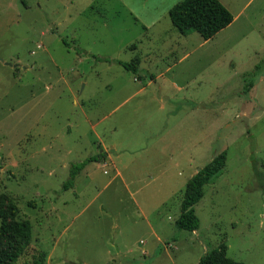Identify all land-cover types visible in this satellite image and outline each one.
<instances>
[{"label":"rangeland","instance_id":"obj_1","mask_svg":"<svg viewBox=\"0 0 264 264\" xmlns=\"http://www.w3.org/2000/svg\"><path fill=\"white\" fill-rule=\"evenodd\" d=\"M179 1L0 0V195L32 231L14 264H42L40 252L44 264H197L222 242L230 258L264 264V0H220L236 17L208 40L173 27ZM176 41L187 57L132 96L135 74L105 61ZM101 144L131 188L106 184L102 159L64 190ZM222 150L194 206L198 229L177 228L187 180ZM179 153L182 177L149 184Z\"/></svg>","mask_w":264,"mask_h":264},{"label":"trees","instance_id":"obj_2","mask_svg":"<svg viewBox=\"0 0 264 264\" xmlns=\"http://www.w3.org/2000/svg\"><path fill=\"white\" fill-rule=\"evenodd\" d=\"M168 17L179 34L188 35L197 32L205 40L213 37L233 21L232 13L220 0H181L168 10ZM130 48L135 49L136 44H131ZM105 61L116 62L124 70L135 74L136 77L144 75L149 79L153 78L152 74L143 71L141 73L139 56H134L130 61L110 58H106ZM252 85L250 84V86ZM104 157L105 152H100L73 164L69 171V178L63 184V189L66 190L73 186L76 175L89 162L100 161ZM225 163L226 150H222L213 155L204 166L189 177L181 199L180 213L175 220L177 228L188 231L198 229L200 221L195 214L194 206L203 196L204 185L215 179L224 168ZM29 204L34 205V202H29ZM17 213L18 207L13 199L5 194L0 195V264H14L31 243V224L28 220L17 219ZM38 259L44 264L45 253L40 252ZM197 264L246 263L227 256V246L222 242L202 254Z\"/></svg>","mask_w":264,"mask_h":264},{"label":"crops","instance_id":"obj_3","mask_svg":"<svg viewBox=\"0 0 264 264\" xmlns=\"http://www.w3.org/2000/svg\"><path fill=\"white\" fill-rule=\"evenodd\" d=\"M235 17H236V15L233 14V20L235 19ZM182 36L187 37V35H182ZM176 38H179V36L176 37ZM179 41H176V43L174 45L168 46L167 50L164 53H160V54H157L155 56H152L151 53H154L155 51L149 48L150 50L147 51L146 55L144 57H140V63L145 60V61L151 63L152 66L154 67V69H152V70L142 68L143 72H147L149 74H152L153 75V78L152 79H149V78H147L144 75H142L140 77H136L134 75V78L133 79L135 81L139 82L137 84H140L141 83V85H139L138 89L134 93H132L130 96L142 92V90L147 85H152L153 83H156L157 80L160 79V77H162L165 73L168 72V70H170V69L172 70V67H174L177 62H179L180 60H183L184 58L187 57L188 50H185V48H184L185 47V43L184 42H179ZM148 47H150V46H148ZM164 49L165 48H162L161 51H164ZM175 59L177 61H175ZM171 60H174L175 61L174 64H168L167 63V62H170ZM160 63L161 64H165V65L167 64V67L165 69H163V70L156 69V68H158L160 66ZM166 81L169 82L170 85L173 88H176V89L177 88H182V85L179 84L175 79H166ZM142 83H145V85H142ZM105 86L106 87H109V84L107 83V84H105ZM156 99L160 101V100H162V97H158V98L156 97ZM125 100L126 99H124L123 101H121L120 104H122ZM101 145L103 146V149H105V150H103V152H105V157L103 158V164L104 165H108V166L111 165V167H112L111 168V170H112V176L110 177V179H108V182L106 184L110 183L113 180H118L120 182V184L125 189H130L131 188L130 186L133 184L132 181L130 180L129 177H127V176L125 177L123 175V171H124L123 169H121V168H119V167H117L115 165V161H114L115 157L112 156L109 153V148L105 144H101ZM179 155H180L179 156V159H176V158H173L172 159L173 167L171 169L165 171L166 173L165 172H161V173H158L159 175H157V176H155V175L152 176L151 179H150V181H149L151 183H149V184H153L154 186H160L161 184H163L165 182L164 179H166V178L171 179V178H174L175 176H177V178L178 177H182V165H181L180 159H181V161L182 160H186L187 159V155L186 154L183 155L182 153L181 154L179 153ZM192 161H194V159L191 157L189 159V163L192 162ZM148 185H146V186H148ZM131 195L134 197L135 193L132 192Z\"/></svg>","mask_w":264,"mask_h":264}]
</instances>
